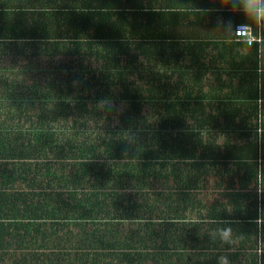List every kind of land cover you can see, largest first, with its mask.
Here are the masks:
<instances>
[{
	"label": "trees",
	"instance_id": "16d2710c",
	"mask_svg": "<svg viewBox=\"0 0 264 264\" xmlns=\"http://www.w3.org/2000/svg\"><path fill=\"white\" fill-rule=\"evenodd\" d=\"M224 8L0 0V264H264V25ZM215 56L224 78L202 72ZM214 168L225 184L194 203ZM39 176L68 188L44 198ZM158 177L174 185L108 200Z\"/></svg>",
	"mask_w": 264,
	"mask_h": 264
},
{
	"label": "rangeland",
	"instance_id": "374dc122",
	"mask_svg": "<svg viewBox=\"0 0 264 264\" xmlns=\"http://www.w3.org/2000/svg\"><path fill=\"white\" fill-rule=\"evenodd\" d=\"M54 61H55V64H58V62L60 61V58H56V59H54ZM182 61H183V63H185L186 59L182 60ZM91 62H93L94 64L98 63L97 61H96L97 63H95V60H92ZM2 63H6V62L3 60ZM206 77L209 78L210 76H206ZM204 80H205V82L207 81V79H204ZM122 105L124 106L123 103H120V104H118V106H116L117 111H120ZM262 111H264V110L262 109ZM252 122H254V120ZM255 122H256V118H255ZM218 133H219V139L218 140L221 141L222 138L224 137L225 133L223 131L220 132L219 130H218ZM210 179H211V177L207 178V180H210ZM36 181L39 183L38 185L43 187V189L41 190L42 191L41 195L44 198H48L49 200H52V201L57 198L56 192L59 189L60 184H63L65 189L68 188L67 185L65 184V180H60V179H56V178H52V177H41V176H39ZM198 183H199L198 188H195V189L190 191L191 200L194 203L196 200H199L201 202L211 201V194H210L211 182L199 181ZM111 184H112V182L109 181L107 185L111 186ZM15 185H18V182L15 183ZM173 185H174V182H173L172 177L167 178V179L165 177H158L155 180L147 181L146 184L143 185L144 190H141L136 194H135L136 190L130 189V188H121L120 190L110 191L113 195L112 194L109 195L108 200H111L112 198H114L115 196H118V195L120 197H122L124 202H126L129 199V197H130V199H140L141 195L144 192L148 193V195H149V193L153 194L152 192H153L154 187H155L154 188L155 193L157 191H161L163 193L164 191H167L169 188H171ZM149 190H150V192H149ZM163 196H164V194H163Z\"/></svg>",
	"mask_w": 264,
	"mask_h": 264
},
{
	"label": "crops",
	"instance_id": "0c3cea01",
	"mask_svg": "<svg viewBox=\"0 0 264 264\" xmlns=\"http://www.w3.org/2000/svg\"><path fill=\"white\" fill-rule=\"evenodd\" d=\"M221 1H222V4L225 7L224 8L225 11L231 5L237 6L239 8V10L240 9H245L248 6V4L250 3V0H226V1L225 0H221ZM239 1H241L242 5H239V3H238ZM227 10H230V9H227ZM221 20H223L222 16H221V18L218 17L214 21V23L216 25H220L222 23ZM206 21L207 20H205V22ZM214 58H216V60L212 63V66L208 67L206 70L203 68L202 72L205 74V76H211V75L214 76L216 74H220L224 78L226 76V72L229 70L228 67H231V64L229 62L225 61L223 58H220L218 56H215ZM214 58H212V59H214ZM203 60L205 62H207L208 61V58L207 57H204L203 59H198V61L196 63L198 64L199 61L203 62ZM236 81H237V79H234V84H231L230 86L227 85V86L221 88V90L219 88L218 89V93H226V92H228V94H231V89L235 88V86L238 84ZM235 82H236V85H235ZM230 87H233V88H230ZM237 88L234 89V90H237ZM215 98L212 100V102L214 104L216 103V101H215L216 99ZM218 138H219V135H218L217 139ZM215 169L216 168L213 169V174H212L211 179L209 180V182H211V185H212L211 190L214 189L213 190L214 191L213 192L214 193V196H218L217 191L220 190V188L218 189V185L217 184L224 185L225 183L223 182V179L225 178V176L219 175L217 173V169L216 170ZM215 173H217V175ZM204 182H206V181H204ZM212 198H213V195H211V199Z\"/></svg>",
	"mask_w": 264,
	"mask_h": 264
},
{
	"label": "built area",
	"instance_id": "2783aa9c",
	"mask_svg": "<svg viewBox=\"0 0 264 264\" xmlns=\"http://www.w3.org/2000/svg\"><path fill=\"white\" fill-rule=\"evenodd\" d=\"M238 30V34H233L234 38L238 41H244L247 44H252L253 42L256 41H260V37L256 36L255 34H253L252 29L249 25L244 24V23H238L234 26L232 33L237 32ZM258 103V113H257V117H256V122L258 124V131H260V121L262 120V107H261V99L258 98L257 100ZM258 136L260 137V134H258ZM260 180V179H259Z\"/></svg>",
	"mask_w": 264,
	"mask_h": 264
},
{
	"label": "clouds",
	"instance_id": "9594fccd",
	"mask_svg": "<svg viewBox=\"0 0 264 264\" xmlns=\"http://www.w3.org/2000/svg\"><path fill=\"white\" fill-rule=\"evenodd\" d=\"M246 12L254 22L264 25V0H250ZM233 34H238V30ZM221 235L227 239L230 236V230H221ZM261 242L264 243V238L261 239Z\"/></svg>",
	"mask_w": 264,
	"mask_h": 264
}]
</instances>
